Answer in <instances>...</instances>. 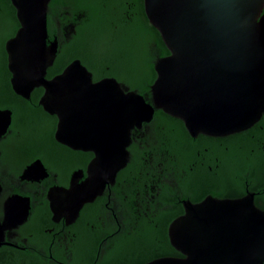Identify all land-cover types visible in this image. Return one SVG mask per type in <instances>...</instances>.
I'll use <instances>...</instances> for the list:
<instances>
[{
	"label": "water",
	"instance_id": "1",
	"mask_svg": "<svg viewBox=\"0 0 264 264\" xmlns=\"http://www.w3.org/2000/svg\"><path fill=\"white\" fill-rule=\"evenodd\" d=\"M11 1L20 22L6 42L15 92L30 99L34 89L43 87L39 103L58 117L56 139L95 153L85 179L52 191L55 219L73 221L115 182L129 160L133 129L156 109L182 119L194 135L241 131L264 115V0H144L150 22L170 50L155 63L151 97L115 77L95 81L78 58L48 78L58 50L48 31L52 0ZM12 114L0 108V139ZM34 165L45 172L40 159L27 170ZM29 207V198L7 200L0 246L6 230L27 220ZM170 238L184 256L145 264H264V210L247 197L188 202L185 214L171 224Z\"/></svg>",
	"mask_w": 264,
	"mask_h": 264
},
{
	"label": "flooded vegetation",
	"instance_id": "2",
	"mask_svg": "<svg viewBox=\"0 0 264 264\" xmlns=\"http://www.w3.org/2000/svg\"><path fill=\"white\" fill-rule=\"evenodd\" d=\"M104 1L97 12L102 23L98 29L110 33L111 26L125 29L126 25L129 33L140 30L144 20L134 0L113 18L111 0ZM92 16L90 7L77 6L72 0L50 2L49 39L58 42L54 63L63 48L82 44ZM146 51L155 68L161 57L159 43L152 40ZM91 71L95 81L115 77L131 88L111 74V61L105 63L99 78ZM159 110L133 129L129 160L115 182L86 203L73 221L67 216L55 219L50 196L53 190L69 188L77 178L85 179L95 153L64 144L52 146L58 162L33 158L18 146L21 131L10 125L0 139V218H5V204L15 195L29 198L30 207L24 223L6 230L0 264H145L165 256L183 257L171 242L170 226L185 214L186 203L247 197L264 210V115L241 131L194 135L182 119ZM38 159L45 172L38 167L35 175L25 177Z\"/></svg>",
	"mask_w": 264,
	"mask_h": 264
},
{
	"label": "trees",
	"instance_id": "3",
	"mask_svg": "<svg viewBox=\"0 0 264 264\" xmlns=\"http://www.w3.org/2000/svg\"><path fill=\"white\" fill-rule=\"evenodd\" d=\"M56 1L51 2L53 4ZM72 1L77 6L90 7L93 11V19L88 24L89 32L82 37L81 45H71L59 52L56 62L49 67L48 77L61 72L72 59L79 57L99 78L103 74L101 69L105 63L111 61V74L127 82L131 88L150 95V84L157 78V72L146 50L152 40L159 43L161 56L170 54V50L160 31L150 22L145 10V1L134 0L138 14L144 20L136 33H129L126 25L125 29H112L111 26L110 33L98 29L102 23L98 21L97 12L103 7L104 0ZM130 3V0H111V18L121 16L122 9L128 8ZM19 27L17 10L12 1L0 0V108L13 111L11 126L21 131L22 135L17 138L21 149L33 158L41 157L46 162H58L57 152L52 146L64 144L54 138L56 116L39 104L43 88H36L31 98L27 99L16 93L11 83L12 73L8 67L6 42L16 34ZM76 37L78 39V36ZM104 50H107V53L103 54ZM159 112L165 114L161 109ZM171 249L173 253L176 252L175 248Z\"/></svg>",
	"mask_w": 264,
	"mask_h": 264
},
{
	"label": "bare ground",
	"instance_id": "4",
	"mask_svg": "<svg viewBox=\"0 0 264 264\" xmlns=\"http://www.w3.org/2000/svg\"><path fill=\"white\" fill-rule=\"evenodd\" d=\"M38 165L32 166L26 173L27 176H33L35 175L39 170L37 169Z\"/></svg>",
	"mask_w": 264,
	"mask_h": 264
},
{
	"label": "rangeland",
	"instance_id": "5",
	"mask_svg": "<svg viewBox=\"0 0 264 264\" xmlns=\"http://www.w3.org/2000/svg\"><path fill=\"white\" fill-rule=\"evenodd\" d=\"M118 31H120L121 32V30H118ZM120 34V33H119Z\"/></svg>",
	"mask_w": 264,
	"mask_h": 264
}]
</instances>
